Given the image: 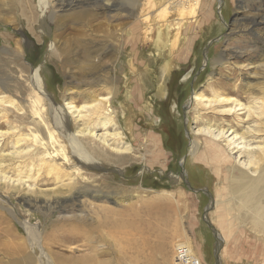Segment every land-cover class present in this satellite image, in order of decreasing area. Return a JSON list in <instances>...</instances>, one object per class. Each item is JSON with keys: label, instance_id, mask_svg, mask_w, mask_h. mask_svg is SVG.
Segmentation results:
<instances>
[{"label": "rangeland", "instance_id": "374dc122", "mask_svg": "<svg viewBox=\"0 0 264 264\" xmlns=\"http://www.w3.org/2000/svg\"><path fill=\"white\" fill-rule=\"evenodd\" d=\"M36 1L32 0L33 12L41 19ZM3 2L8 7L0 14V51L8 50L9 55L0 53V100L7 101L6 106L0 103V154L9 163L15 165L20 161L25 167L19 179L14 170L6 169V173L0 174L7 178L0 180V231L7 232L0 233V264H54L53 258L68 262L90 253L82 241L49 245L43 241L53 233L61 211H43L23 198L51 203L68 196L59 193L56 181L47 180L49 177L42 174L38 160H26L30 152L18 157L12 155V140L19 135L36 136L37 142L45 144L53 161L64 166L65 171L76 174L78 168L77 181L82 186L85 184L90 192L107 194V199L88 198L92 203L116 211L148 203L154 211L164 209L169 216L168 226L175 230V235L165 248L159 230H153L151 236L121 230L120 244L113 239V232L110 235L111 231H103L104 240L90 244L97 251L100 264H179L175 248L180 242H188L196 260L216 264V241L205 216L221 240L219 264H264V231L251 225L250 212H247L251 202L241 203V189L232 181L240 169L233 156L222 154L215 147L204 149L210 141L192 134L196 125L189 110L194 106L193 92L211 98L214 90L224 97H233L241 108L256 102L258 95H247L241 90L246 83L255 82L253 70L242 69L240 74L238 67L260 61L254 55L260 46L255 39L257 34L264 36V29L255 35L235 32L256 14L264 15V0H199L197 5L193 0H184L181 5L193 12L185 17L176 15L179 0H134L131 6L127 0H104L107 5L116 4V10L92 9L91 15H95L94 19L91 15L88 17L90 21L47 19L46 32L24 21L19 4L23 2L20 8L28 17L27 0H0V4ZM174 23H180L177 36L172 27ZM212 40L216 41L205 52ZM51 43L58 49L57 55L49 54ZM229 49L247 50L248 55L230 60L237 69L217 67L218 70L215 61ZM92 65H98V69L95 71ZM34 69L43 79L41 92L47 97L41 96V89L38 91L32 83ZM179 75L183 78L176 83ZM94 76L113 84H94L89 81ZM233 88L235 91H229ZM33 92L44 98L43 115L51 128L50 107L62 106L67 101L81 106L110 93L114 122L134 153L130 158L121 159L126 164L111 160L105 155L107 149L79 136L108 161H102L100 168H80L73 151L62 139L69 158V163L64 162L56 153L57 146L50 144L40 118L31 114L29 101ZM242 111L237 112L240 114L237 117L242 118ZM2 115L8 117L7 122L1 119ZM223 119L230 122L231 117ZM68 123L70 132L80 128L72 117ZM167 129L177 134V146L176 143L172 148L166 145ZM193 139H198L200 145L195 157L189 150ZM217 144L224 148L221 143ZM29 145L27 142L21 146ZM187 185L205 193L193 192ZM175 221L177 226H172ZM163 229L166 228L163 226ZM34 233L41 237L39 242L29 240ZM130 240L137 242L131 243L135 247L128 245Z\"/></svg>", "mask_w": 264, "mask_h": 264}, {"label": "bare ground", "instance_id": "6f19581e", "mask_svg": "<svg viewBox=\"0 0 264 264\" xmlns=\"http://www.w3.org/2000/svg\"><path fill=\"white\" fill-rule=\"evenodd\" d=\"M27 1L29 3V7L28 10L26 9L25 14H27L28 17L23 15V12L20 8L23 2L19 4L20 14L26 19L24 21L28 25H33L37 28V30L41 29L40 32L43 30L46 32L47 27L45 28V24L48 23L47 19L51 22H53L55 18H59V20L70 19L72 22H79L83 20H89L88 17L94 11L92 9H95V11L99 10L104 12L105 9H113L115 11L117 8L116 4L110 3L107 5L104 0H37V6H39L41 11L40 19L39 15L37 13L34 14L33 12L35 6L32 0ZM127 1L129 6L133 5L134 0ZM179 1H181L180 7L179 5L175 4L178 6L176 15L185 17L193 13L190 7L184 8L183 5H181L183 4L184 0ZM198 1L199 0H193L194 5H197ZM7 7L8 5L4 2L3 4H0V14H2V12L7 9ZM51 7H53V10ZM55 13H57V15ZM93 16L92 18L94 19ZM144 20L147 21L148 16L144 17ZM174 24L175 25H172V27L174 30H176L175 34L177 36V33L180 29V23ZM261 29H264V15L258 13L253 18L251 17L245 26L236 29L237 31L235 33L255 35L257 34V31ZM231 32H233V30H231ZM257 37L255 40L260 46L258 45L259 50L257 52L254 51V55H256L260 61L258 63L252 64L251 66H244L243 64V66L238 67L239 72L242 69L253 70L252 74L254 79L256 78L255 82L253 81L246 83L244 88L240 89L247 95H258L259 97H256L255 99L256 102L250 106L241 108L242 105L236 99L233 97H224L214 90L211 93V98L206 97L201 93L193 92V94L191 93V101L194 106L189 108V110L192 111L193 123L196 125L192 134L194 136H204L210 141L208 143L209 145L204 147V149L215 147L220 151L222 150V154L224 153L225 155H231L234 157V163L240 170L238 172V176H235L236 178L232 179L233 184L237 185V187H240L241 189V203L251 202V207L248 206L247 208V212H250L249 219L251 225L260 229L261 231H264V58H262L264 57V36L257 34ZM57 50L58 49H56L51 43L49 47V54L52 53L57 55L59 52ZM0 53L9 55L8 50L0 51ZM247 55V50L236 51V49H229V51L225 52L221 59L215 61V67H220L223 69L233 67L237 69L236 65L234 66L230 60L243 58ZM1 61L2 58L0 56V62ZM4 64H6L5 61ZM39 68L41 70V67ZM92 68L94 70L98 69V65H92ZM33 73V85L38 91L41 89L39 91L41 96L47 97L41 92L42 88L44 87V83L41 76L38 75V70L34 69ZM241 73L242 72H240V74ZM89 81H92V83L98 85L104 83L113 84V81L104 80L102 78L99 79V76H94V78ZM229 91H235V89H229ZM32 96L33 97H31L29 101L30 111L32 112L31 114L40 118L39 120L41 123H43V126L46 129L50 144L57 146L58 150L56 153L62 157L64 162L69 163V158L66 155L67 145L68 148L73 151V156L79 163L80 168H100L99 165L102 161H108L107 158L104 159L98 155L92 147H89L87 142L80 140L78 138L79 136L87 138V140H93L105 150L107 149L105 155H109L111 160L117 159L116 161L120 162L121 159H127V157L130 158L129 156L133 152L132 147L124 141V136L121 130L115 124L116 122H114L115 110L110 107V93L104 97H96L88 104H83L81 106H75L71 102L67 101L62 106L50 107L49 115L51 116V124L53 128H51L47 118L43 115V112L46 111L44 98L37 95L35 92L32 93ZM0 103L5 105L7 101L2 99L0 100ZM203 110H205V112H203ZM240 110H244V112L242 111V118L237 117L240 115L237 114V112ZM209 113L212 114L209 115ZM70 117H72L74 121L80 126V128H77V130L74 132H70L66 127ZM224 117H231V120H229L230 122H227L225 119H223ZM1 119H5V122L8 121V117L6 115H2ZM244 125L248 127H245ZM11 130H14V128L12 127ZM97 130H101V133H96ZM62 139L65 143H67L66 146L64 145ZM27 142H30V145L22 148L21 145ZM33 142H36L37 144H34ZM217 143H221L225 150L223 151L224 148L222 149ZM199 148L200 145L198 139H193L190 141L189 150L192 157L197 155ZM12 149V155L16 157L22 155V153L25 154L30 152L26 157V160H38L40 163L39 165L42 168V174L49 177L47 180L51 179L56 181L60 187L59 193L61 192L62 194H66L68 196L66 199L62 200L55 199L51 203L45 202L46 200L41 201L35 199L31 200V198L26 197L23 198L24 202H31L32 205L43 208V211H49L50 209L61 211L58 212L59 215H62L58 217L59 221L57 224H55L54 230L52 231L53 233H49V235L45 237L44 240L42 239L45 244H56L58 242L64 244L82 241L87 245L88 249L86 250L90 252L84 255L82 258L70 260L68 262L57 261L55 258H53L54 264H100V262L97 260L98 253L97 251L93 250L90 244L104 240L103 236H101L103 231H111L109 233L110 235L113 232V239L119 242L121 230H126L128 232L133 231L134 234H140L139 236H142V234L151 236L153 230H155L154 232L159 230L164 248L169 240L174 237L175 230L168 226L170 220L169 216L164 213V209L157 212L154 211L148 203H141L139 205H131L129 208L126 207L123 210L119 211L118 209V211H116L101 204H95V202L92 203L93 201L90 199H107V194H100L98 193L99 191L90 192V188L88 189L85 187V184L82 186L80 182L77 181L78 179L76 175H78V168L75 169L76 174L65 171L66 168L64 166L58 165L53 161V157H51L45 149V144L40 141L37 142L36 136L33 135L29 138L28 136L19 135L17 138L12 140ZM5 157V155L0 154V174L6 173V169L12 171L14 170L16 171L15 173L17 174L16 176L18 179L22 178V170L25 167L22 166L23 162L19 161V164L15 163L14 165L9 163ZM122 163H125V160L124 162L122 161ZM231 178L233 177L231 176ZM2 179L6 180L7 178L0 175V180ZM20 182H22V179ZM213 207H215L214 204ZM175 225L177 226L176 221L173 222L172 226ZM163 226L168 232H165L166 229L163 231ZM0 233L1 235L7 234L5 230L0 231ZM31 239L35 240L34 242H39L41 237L34 233L33 236H29V240ZM218 241H221L220 238ZM131 243L135 244L137 242L130 240L128 245L132 246ZM178 245H184L189 248L191 247L188 242H180ZM132 247L135 246L133 245ZM136 248L140 250L139 247ZM188 259L196 260L191 248L188 249Z\"/></svg>", "mask_w": 264, "mask_h": 264}, {"label": "built area", "instance_id": "2783aa9c", "mask_svg": "<svg viewBox=\"0 0 264 264\" xmlns=\"http://www.w3.org/2000/svg\"><path fill=\"white\" fill-rule=\"evenodd\" d=\"M188 249L187 246L177 245L175 248V257L179 264H204L199 259L198 260H190L188 259Z\"/></svg>", "mask_w": 264, "mask_h": 264}, {"label": "water", "instance_id": "95a60500", "mask_svg": "<svg viewBox=\"0 0 264 264\" xmlns=\"http://www.w3.org/2000/svg\"><path fill=\"white\" fill-rule=\"evenodd\" d=\"M216 40H212V41H210L209 43H208V46H207V48H205V52L207 51V49L209 48V46L213 43V42H215ZM184 159V158H183ZM185 173L183 172V170H182V175H184ZM184 180V179H183ZM188 186V188L190 189V190H192L193 192H204L203 190H195V189H192L189 185H187ZM205 193V192H204ZM205 223H206V225L209 227V228H211L212 229V233H213V236H214V238H215V241H216V245H215V253H214V258H215V261H216V264H218V261H219V251H220V249H221V242H219L218 241V239H217V237H216V232H215V230H213V228L211 227V224L209 223V221L207 220V218H206V216H205Z\"/></svg>", "mask_w": 264, "mask_h": 264}, {"label": "flooded vegetation", "instance_id": "af4514ba", "mask_svg": "<svg viewBox=\"0 0 264 264\" xmlns=\"http://www.w3.org/2000/svg\"><path fill=\"white\" fill-rule=\"evenodd\" d=\"M183 76V75H182ZM181 75H179L176 79V83H178V81H179V79L180 78H183ZM164 107V106H163ZM162 115V114H161ZM166 124H167V122H166ZM167 131H168V129H167ZM171 131V132H170ZM173 135H175V137L173 136ZM177 136V134L174 132V131H172V130H169L168 131V135H167V141L165 142V143H167L166 145L167 146H169L170 148H172L173 146H174V143H176V146H177V140H176V137Z\"/></svg>", "mask_w": 264, "mask_h": 264}]
</instances>
